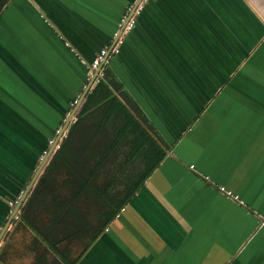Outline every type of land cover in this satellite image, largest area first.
<instances>
[{"label":"crops","instance_id":"obj_1","mask_svg":"<svg viewBox=\"0 0 264 264\" xmlns=\"http://www.w3.org/2000/svg\"><path fill=\"white\" fill-rule=\"evenodd\" d=\"M136 1L0 0V264H264V0H142L109 67L166 157L110 220L67 169L36 193L50 158L9 224Z\"/></svg>","mask_w":264,"mask_h":264},{"label":"trees","instance_id":"obj_2","mask_svg":"<svg viewBox=\"0 0 264 264\" xmlns=\"http://www.w3.org/2000/svg\"><path fill=\"white\" fill-rule=\"evenodd\" d=\"M109 63L110 59L104 65V76L87 94L86 100L77 114V121L71 125V129L79 125L86 129L84 135H81L82 144L75 150L72 149V144L71 146L67 145L73 139H64L63 144L56 149L51 157L35 191L40 193L44 189L41 187L43 185L55 187L54 178L49 173L60 168L67 169V172L74 178L73 182L71 181L72 184L70 182V186L72 188L74 186L77 194L72 193L73 198L67 200L66 205L73 206L74 202L78 201L85 193H93L110 207L107 215L110 220L164 160L167 151L150 131L151 125L142 115L136 103L122 92L117 94L120 82L110 69ZM74 134L70 133L69 137L73 138ZM50 140H55V135ZM67 147H71V149ZM49 149L50 147H47L42 150L41 155ZM124 149L128 151L124 155L123 163L125 164L117 167V172H125L126 168L137 160L143 162V168L133 174V178L128 181L126 193L121 198H116L112 197L114 192H111L116 185L114 181L116 175L110 178V181L108 180L109 182L104 188L96 186V183L105 169L107 170L109 160L120 158ZM69 158H72L73 161L70 162ZM94 159L97 160L93 163ZM112 199L113 201H111ZM44 203L45 205L51 204L46 200ZM51 216L53 217L52 225L61 221L62 215L51 212ZM22 220L44 239L49 240L51 231L48 235L43 234L35 223L23 213ZM49 242L52 249L59 251L55 243L50 240Z\"/></svg>","mask_w":264,"mask_h":264},{"label":"built area","instance_id":"obj_3","mask_svg":"<svg viewBox=\"0 0 264 264\" xmlns=\"http://www.w3.org/2000/svg\"><path fill=\"white\" fill-rule=\"evenodd\" d=\"M132 10H133V7H130L129 9L126 10L124 15L122 16V19L120 21L119 30L115 34V37L117 38L116 42L113 45H107V46L103 47L99 51V53H97L95 59L91 62L90 69L92 72V76H93L94 72L102 66V64L105 65L109 62L111 55L119 53L120 46L122 45V42H123V39H122L123 35L128 33L129 30H131L135 26V23H136L135 15L138 14L139 10L137 8L133 14H132ZM120 31H122V32L119 35ZM104 65H103L102 69L100 70L99 76L97 77L95 82H98L99 79L104 76ZM78 100L79 99H76L75 102L73 103V105H75L78 102ZM58 132H59V130H58ZM54 141L55 140H50V145H52L54 143ZM47 153H48V150H45L44 154L42 156H45ZM192 167H194V166H192ZM206 178L209 179L208 176ZM219 189L224 194H226L227 196L234 197L235 199H238V196H235L233 191L230 189H227L225 186H219ZM10 204L14 205V202L11 201ZM263 224H264V221H263Z\"/></svg>","mask_w":264,"mask_h":264},{"label":"water","instance_id":"obj_4","mask_svg":"<svg viewBox=\"0 0 264 264\" xmlns=\"http://www.w3.org/2000/svg\"><path fill=\"white\" fill-rule=\"evenodd\" d=\"M142 0H137L136 3H135V6L133 7V10H132V14L136 11V9L138 8L139 6V3L141 2ZM131 14V15H132ZM122 31H120L119 35L121 34ZM117 40V38H116ZM116 42V41H115ZM109 56V55H108ZM104 64H102V66L97 69L92 78H91V81L88 85V87L85 89L83 95L81 96V98L78 100V102L76 103L75 107L72 109L71 113L69 114L68 118L66 119V123L63 127V129H61L59 131V134L57 135L54 143L50 146V149L48 151V153L45 155V157L43 158V160L41 161L39 167L37 168L36 172H35V175L33 176V178L31 179L27 189L25 190L24 194L22 195L21 199L18 201V205L16 207V209L13 210L10 218H9V224L13 221L14 217L17 215L18 213V209L20 208L21 204L23 203V201L25 200L26 196L28 195V193L30 192V190L33 188L35 182L37 181L39 175L41 174V172L44 170V167L46 166V164L48 163L49 159L53 156V154L55 153L59 143H60V140L61 138L63 137L64 135V132L65 130L67 129V127L69 126V124L72 122L76 112L78 109H80V106L82 104V102L84 101L86 95L88 94V92L90 91L92 85L95 83L97 77L99 76V73H100V70L102 69ZM6 231V228L4 229L3 233Z\"/></svg>","mask_w":264,"mask_h":264},{"label":"rangeland","instance_id":"obj_5","mask_svg":"<svg viewBox=\"0 0 264 264\" xmlns=\"http://www.w3.org/2000/svg\"><path fill=\"white\" fill-rule=\"evenodd\" d=\"M57 135L58 134H55V139H56ZM127 152L128 151H126L124 149V151L121 154L120 158L109 160L107 170L105 169V171L101 174V177L97 181L96 186L104 188L105 187V181H108L110 178H113L114 175H116V177L114 178V181L116 182L115 191H119L118 193H123V190L125 189L126 184L128 183V181L131 178H133V174H135L137 171H139L141 168H143V162L141 160H137V161L131 163V165L126 168L125 172L118 173L117 169L119 168V166L121 164H125V163H123V161H124V158H125L124 155ZM44 157L45 156H42V155L40 156V160H39L38 166L40 165V163H41V161L43 160ZM48 231H51V230L48 229ZM88 240L89 239H85V241L82 242V246H85L86 242Z\"/></svg>","mask_w":264,"mask_h":264}]
</instances>
